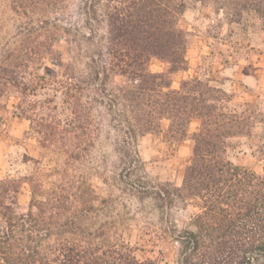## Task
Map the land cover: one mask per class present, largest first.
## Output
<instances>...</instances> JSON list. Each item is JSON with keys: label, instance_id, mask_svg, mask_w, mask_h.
Listing matches in <instances>:
<instances>
[{"label": "trees", "instance_id": "trees-1", "mask_svg": "<svg viewBox=\"0 0 264 264\" xmlns=\"http://www.w3.org/2000/svg\"><path fill=\"white\" fill-rule=\"evenodd\" d=\"M29 1L0 0L3 13L12 11L19 20L13 29L0 25V124L15 99V113L31 121L45 146L67 154L68 161L82 160L81 146L94 143L92 135L82 138L94 124L92 106L84 102L90 92L117 122L115 178L122 194L99 191L87 174L74 171V161L71 172L67 161L46 172L40 160L27 156L40 164L34 174L0 179V264H157L138 254L151 230L177 246V264H264V167L256 171L229 157L238 123L231 99L199 76L175 86L174 75L190 68L198 34L184 17L208 0L110 3L101 15L105 33L90 23L89 37L81 39L87 48L84 69L80 53L71 61L60 58V27L37 19ZM217 2L231 24L251 14L264 20V0ZM92 12L94 19L97 12ZM156 61L164 65L162 71L153 70ZM49 64L58 68L51 75L44 73ZM117 77L121 85L111 88ZM43 94L48 95L44 101ZM59 94L71 104V115L45 117L43 110L56 108ZM165 118L170 140H193L181 185L150 175L142 158L141 138L161 133ZM193 118L201 127L191 135ZM67 127L71 154L61 144ZM25 183L31 189L28 205L19 202ZM134 199L151 203L162 226L140 221L127 201ZM189 207L197 211L184 219Z\"/></svg>", "mask_w": 264, "mask_h": 264}, {"label": "rangeland", "instance_id": "rangeland-1", "mask_svg": "<svg viewBox=\"0 0 264 264\" xmlns=\"http://www.w3.org/2000/svg\"><path fill=\"white\" fill-rule=\"evenodd\" d=\"M124 0H31V9L35 11L37 19H51L60 27L57 32L58 49L61 59L83 61L79 65L84 69L87 58L85 56L86 39L91 33V24L101 26V33H105L107 21L102 17L103 10L110 3L117 4ZM190 2L196 0H188ZM34 2V3H33ZM217 0H208L196 8L190 9L184 19L190 27L197 31V36L191 43L190 68L187 72L174 75L179 87V80L189 76H199L221 87L231 100L229 106L237 115L236 135L230 140L229 157L238 165L262 171L264 167V20L255 14L247 15L241 23H229L225 9ZM96 11L95 18L92 11ZM20 19V18H19ZM18 17L12 11L3 13L0 9V25L13 29L18 24ZM82 48V50H80ZM153 70L162 71L164 65L156 61ZM55 65L49 64L44 70L47 75L52 74ZM62 78L63 75H56ZM122 79L112 78L110 87H119ZM84 98L86 105H91L93 126L91 131L82 133L83 139L93 136L94 143L84 144L81 150L82 160L68 161V155L56 148L45 146L41 134L31 128V121L18 116L10 103L9 109L3 112L0 124V179L9 174L24 177L34 174L40 165L27 156L40 160L46 172L54 167H65L64 161L71 172V161L74 171L85 173L89 181L101 192L112 189L116 197H120V184L116 181L120 161L116 151L118 143L117 122L109 113L106 104L92 101L93 94ZM46 100L47 94L40 96ZM92 101L91 104L88 102ZM56 108L43 110L47 118L56 116L59 119L71 115V104L65 103L61 94L56 99ZM54 106V105H53ZM170 120H162V131L159 134H148L141 138V152L148 173L161 181L173 182L181 185L185 170L192 156L193 140L184 139L181 142L169 138ZM201 120L193 118L190 133L199 131ZM61 144L70 150L71 127L61 133ZM89 140V139H88ZM78 151V150H77ZM125 197V196H124ZM125 199H127L125 197ZM31 200L30 186L25 183L19 196V202L28 205ZM132 205L137 216L144 221L151 219L154 224L162 226L158 211H154L151 203L144 205L138 200H127ZM144 208V209H143ZM197 209L189 207L183 214L187 219ZM143 218V219H142ZM142 221V222H143ZM184 224V223H183ZM139 233H136V238ZM142 243L139 256H152L157 264H177V246L165 243L160 235L153 230L147 234Z\"/></svg>", "mask_w": 264, "mask_h": 264}]
</instances>
